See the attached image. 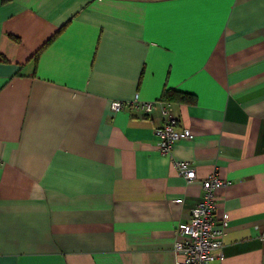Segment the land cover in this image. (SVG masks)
<instances>
[{"label":"crops","instance_id":"obj_1","mask_svg":"<svg viewBox=\"0 0 264 264\" xmlns=\"http://www.w3.org/2000/svg\"><path fill=\"white\" fill-rule=\"evenodd\" d=\"M166 89L171 156L109 108ZM212 171L215 264H264V0H0V264H175Z\"/></svg>","mask_w":264,"mask_h":264},{"label":"built area","instance_id":"obj_2","mask_svg":"<svg viewBox=\"0 0 264 264\" xmlns=\"http://www.w3.org/2000/svg\"><path fill=\"white\" fill-rule=\"evenodd\" d=\"M158 106L163 123L155 128L156 146L158 150L167 156H171L172 145L175 141L188 137L186 130L175 129L176 119L174 118L168 102L162 101H141L137 97L129 101H111L109 108L117 112L130 107L137 108L148 114ZM177 172L190 183L195 178V170L187 161L172 160ZM225 186L216 171H212L201 182L202 197L192 208L190 217L186 222L178 224L175 231L176 241L174 251L180 254L181 258L175 264H215L217 256L215 251L221 246L223 230L226 221L215 222L214 211L216 209L217 191ZM180 202V199L174 200ZM264 236V230H263Z\"/></svg>","mask_w":264,"mask_h":264},{"label":"trees","instance_id":"obj_3","mask_svg":"<svg viewBox=\"0 0 264 264\" xmlns=\"http://www.w3.org/2000/svg\"><path fill=\"white\" fill-rule=\"evenodd\" d=\"M4 2L8 0H3ZM52 37L50 40H48L41 48L37 51L35 54V57L38 55V53L53 39ZM160 101L162 102H181V103H191L194 101V96L187 93L177 92L173 90H164L160 96Z\"/></svg>","mask_w":264,"mask_h":264}]
</instances>
